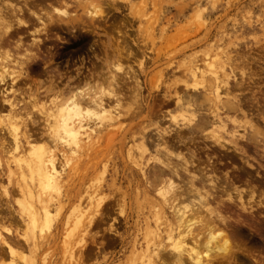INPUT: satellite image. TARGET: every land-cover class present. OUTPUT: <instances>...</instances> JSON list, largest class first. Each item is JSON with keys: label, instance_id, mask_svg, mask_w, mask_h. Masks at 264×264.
I'll list each match as a JSON object with an SVG mask.
<instances>
[{"label": "rangeland", "instance_id": "374dc122", "mask_svg": "<svg viewBox=\"0 0 264 264\" xmlns=\"http://www.w3.org/2000/svg\"><path fill=\"white\" fill-rule=\"evenodd\" d=\"M6 1L0 0L1 14L11 15L17 5L28 26L36 24L22 33L20 47L12 45L14 39L7 41L0 26V71L5 69L7 74V91L1 100L11 99L16 106L10 110L0 101V264H175L178 227L168 200L184 187L202 195V199L189 198L183 190L181 201L189 203L187 215L195 217L188 223L194 230L186 237L192 241L186 239L184 249L195 247L213 263L217 254L207 251L216 242H210L208 227L199 226L207 219L217 220L219 209L230 215L225 233L233 231L231 241L241 246L230 264H244L240 254L245 255L244 250L254 254L256 242L245 241L240 222L246 218L262 222L264 217L255 213V204L250 214L240 207L242 193L236 186L224 188L226 182L219 178L215 163L197 164L199 147L195 146L241 151L240 143L248 139L264 147L259 142H264V0ZM166 6H176L180 16L190 14L185 20L166 17ZM30 8L49 17L47 30L36 32L43 25L27 20ZM49 44L56 46L55 53ZM78 57L86 60L82 67L77 66L80 61L69 64ZM209 61L212 68L207 66ZM195 69L208 78L206 88H196L191 74ZM209 72L220 76L219 89ZM78 88L88 96L99 95L113 114H105V121L84 117L89 129L96 125L91 128L102 131L90 143L82 138L85 152L80 159L64 146H56V163H70L58 182L59 190L45 198L54 204L50 221L34 226L24 208L31 202L29 194L19 191L23 172L37 183L28 170L29 150H25L49 146L42 111L64 104ZM9 129H18L21 150H14ZM212 133L222 138L225 147L216 143ZM9 146L12 157L7 154ZM178 151L195 164L188 173L180 169V178L174 177L176 186L160 194L158 188L173 176L162 163L183 164ZM209 164L215 169H209ZM251 197L247 201L253 202ZM220 224L215 231L223 230ZM7 244L15 249V256L7 252ZM217 251L218 256L229 257V250Z\"/></svg>", "mask_w": 264, "mask_h": 264}, {"label": "bare ground", "instance_id": "6f19581e", "mask_svg": "<svg viewBox=\"0 0 264 264\" xmlns=\"http://www.w3.org/2000/svg\"><path fill=\"white\" fill-rule=\"evenodd\" d=\"M2 1V0H1ZM8 1V0H7ZM6 1V2H7ZM22 2V1H21ZM4 3V2H3ZM25 4H27V1L25 2ZM24 4V5H25ZM35 4V3H34ZM36 5V4H35ZM9 6V4H8ZM7 6V7H8ZM16 6V7H15ZM14 8L12 9V13L9 16H6L4 14L0 13V26H3V33L6 35V39H8L7 41H11L9 39H14V41L12 43L13 46L15 45L16 47H20L23 43H22V33H25L26 31H28V29H30L31 27L35 28L36 23H31L29 26L27 24L28 21H25L24 18H22V16H20L19 12H22L23 9L22 7H17V5H15ZM39 6V5H36ZM11 7V6H9ZM29 10V9H28ZM30 17L27 20L32 21L31 19H35L36 22H39L40 25L42 24V26H40V28L38 27V29L36 28V32H40V31H45V27L46 26V22L45 20H49V17L46 16V18H44L45 16H41L42 14H40L39 12H37L36 10H31L30 8ZM40 11V10H39ZM63 11V10H62ZM4 12V10H3ZM50 12V11H49ZM90 12V10H89ZM95 11H92L90 13H93ZM19 13V14H18ZM95 14V13H94ZM32 25V26H31ZM49 28V27H48ZM41 29V30H39ZM47 30V29H46ZM34 31V30H33ZM32 32V30H31ZM35 33V32H34ZM48 33V32H47ZM32 34V33H31ZM17 37V38H16ZM35 37V36H34ZM5 39V40H6ZM18 39V40H17ZM32 41H36L39 40L38 37L32 38ZM4 42V39H3ZM38 42V41H37ZM34 43V42H32ZM40 43V42H39ZM1 44V43H0ZM10 45V43H8ZM6 46V45H5ZM11 46V45H10ZM38 46V45H37ZM36 46V47H37ZM32 47H35L32 45ZM38 48V47H37ZM17 49V48H16ZM27 52V51H26ZM19 53V52H18ZM36 55V56H35ZM34 56L37 57V54H35ZM32 56V55H30ZM7 57V56H6ZM23 58V57H22ZM30 58V57H29ZM38 58V57H37ZM7 60L10 59L9 57L6 58ZM28 58H26L25 60H27ZM34 59V58H33ZM208 59V58H207ZM24 60H22L23 62ZM14 62V61H13ZM21 62V63H22ZM36 62V61H35ZM213 62V61H212ZM28 64V63H27ZM26 64V65H27ZM34 64V63H33ZM13 65V64H12ZM208 67L212 68L213 67V63H211V61L208 62L207 64ZM21 67V66H20ZM27 69V68H26ZM32 69V68H31ZM200 69V68H199ZM22 71V70H21ZM31 71V70H30ZM217 72V71H216ZM219 72V70H218ZM5 69H3L2 71H0V85L3 86L0 87V101L3 102L2 103H7L9 105L10 110L15 109V104L13 101L10 100H5L2 99V96L6 94L7 88L5 87L7 85V74L5 75ZM191 74L193 76V78L195 79L196 82V88H206V84H208V78L204 75V73H200L198 72L197 69L192 70ZM210 75H212V78L215 80V82L218 84V89L220 87V83L221 81L219 80L220 76H217L215 72H209ZM9 75V74H8ZM252 76V74H251ZM11 77V76H9ZM201 79V81L197 82V79ZM16 79V78H15ZM224 82V81H223ZM204 83V85H203ZM193 85V84H192ZM209 89V88H208ZM216 89V88H215ZM226 89V88H225ZM227 92V91H226ZM225 92V95H227ZM60 93V92H59ZM229 94V93H228ZM2 95V96H1ZM60 95V94H59ZM50 96V95H49ZM48 97V96H46ZM51 97V96H50ZM56 97V96H55ZM54 97V98H55ZM61 96H59L58 98L60 99ZM219 98V97H217ZM50 99V98H49ZM57 99V98H56ZM51 102V100H49ZM57 101V100H56ZM41 102V101H40ZM53 102V99H52ZM48 103V102H46ZM105 103V102H104ZM103 100L99 98V95H95V96H88L83 90H80V88H78L76 91L72 92V94L69 96V98L66 99V101L64 102V104H59V105H55L54 108H50V109H41L42 114L44 115L43 119L45 121L46 124V131L48 133L47 135V141L49 138V146H40V147H31L30 149L26 147L27 150H25L26 152H28V161H27V167L28 170L30 172L31 175H33V177L36 179V185L34 184V181H30L33 180L32 176L29 178V176L23 172L22 175V183L24 184L23 186L21 185L20 187V192L23 193L24 191H26V193L29 194V197L31 200L30 203H27L28 205L25 204L26 210H27V216H29L30 220L32 221L34 226H38L39 223L42 222H49L50 221V214H49V209L51 206H53L54 204L51 202V198H48L47 200H45L46 197L51 195V192L53 191H58L59 190V185L58 182L60 180H62V177L64 175V172L66 171V167L67 165L70 163V160H68L67 162H64L63 165H61V163H56V154L54 152V149L56 148V146L61 145L64 146L66 149H69L70 152H72V154L77 155V157L80 159L81 157L84 156V147L82 144V138L84 137L85 142L86 143H90L93 136L94 135H99V132L102 130H98L97 128H91L93 126L87 127L85 122H84V117H91L93 116L94 118H101V120H103V117L105 114H113L112 110L109 109V105L108 108L104 105ZM6 104V105H7ZM53 104V103H52ZM41 105V104H40ZM37 106V105H36ZM35 106V107H36ZM44 106V105H43ZM53 106V105H52ZM111 106V105H110ZM40 107V106H39ZM46 107V106H45ZM8 109V108H7ZM9 112V111H8ZM11 112V111H10ZM39 112V110L37 111ZM41 113V112H39ZM115 113V112H114ZM21 114V113H20ZM35 114V113H34ZM41 114V116H42ZM18 115V114H17ZM24 115V114H23ZM40 115V114H39ZM115 115V114H114ZM21 116V115H20ZM111 116V115H110ZM109 116V117H110ZM189 116V115H188ZM108 117V118H109ZM112 117V116H111ZM18 118V116H17ZM106 118V117H104ZM107 118V119H108ZM14 119V116L13 118ZM16 119V116H15ZM14 119V121H16ZM112 119V118H111ZM110 120V119H109ZM21 123L23 122L22 120H20ZM99 121V120H98ZM105 121V119L103 120ZM96 123V121H94ZM241 122V121H240ZM11 123V122H10ZM100 123V121H99ZM189 123V122H188ZM89 124V122H88ZM87 124V125H88ZM98 125V122L96 123ZM101 124V123H100ZM102 124L104 125L105 123L102 122ZM101 124V125H102ZM214 124V123H213ZM10 125V124H9ZM3 126V125H2ZM19 127V124L17 125ZM96 126V125H95ZM94 126V127H95ZM107 126V123H106ZM9 127V126H8ZM98 127V126H97ZM6 128V127H5ZM8 129V128H7ZM100 129V127H99ZM90 130V131H89ZM176 131V130H175ZM23 133V130L21 131ZM8 133L11 136V140H12V145L14 150H21L22 149V142H21V138L18 132V129H9ZM101 133V132H100ZM168 133V132H167ZM210 133V132H209ZM208 133V134H209ZM214 133V132H213ZM212 133V134H213ZM211 136V135H210ZM4 137V136H3ZM214 138V140L216 141V143H218V145H220V147H225V145L222 144L221 139H219L220 136H218L217 133L213 134L212 136ZM98 138V137H97ZM5 141V140H4ZM2 142V141H1ZM25 143V142H24ZM41 143V141H40ZM87 146V145H85ZM229 147V146H228ZM86 148V147H85ZM9 150L10 152H8L7 154L11 153V157L13 156L12 153V148L6 149ZM164 150V149H163ZM178 150V149H177ZM165 151V150H164ZM175 151V150H174ZM166 152V151H165ZM179 152V151H178ZM177 153V152H176ZM179 157L182 159L183 164L181 163H177V164H173L171 162H163L162 166L165 167L166 169H168L173 175V176H168L164 182L162 183V185L158 188V192L160 194H162L163 190H168L170 191V189L174 188L176 186V182L174 180L177 179L178 177L180 178V175L182 173H180V169H183L184 172H190V167L194 166L195 162L194 160L189 161V159H186L184 157V155L180 154L179 152ZM176 155V156H178ZM20 156V155H19ZM18 156V157H19ZM58 156V155H57ZM60 156V155H59ZM62 156V155H61ZM165 156V155H164ZM209 156V155H208ZM23 158V157H22ZM20 160H22L21 158H19ZM70 159V158H69ZM161 161V160H160ZM210 161V160H209ZM162 162V161H161ZM9 163V162H8ZM60 164V165H58ZM180 164L182 168H180L178 165ZM213 164V162H212ZM20 165V164H19ZM178 165V166H177ZM201 166V165H200ZM207 166V165H206ZM212 165H210L211 167ZM215 166V165H213ZM212 166V167H213ZM250 166V165H249ZM9 171H11L10 173L13 172L12 168L9 166ZM7 167V168H8ZM216 167V166H215ZM22 168V167H21ZM214 168V167H213ZM258 168V167H257ZM208 169V168H207ZM215 169V168H214ZM226 169V168H225ZM183 172V171H182ZM201 172V171H200ZM199 172V173H200ZM203 172V170H202ZM217 172V171H216ZM215 172V173H216ZM201 174V173H200ZM191 175V174H189ZM206 175V174H205ZM177 177V178H176ZM188 177V176H187ZM191 177V176H190ZM208 177V175H207ZM189 178V177H188ZM187 179V178H186ZM190 179V178H189ZM178 180V179H177ZM200 180V179H199ZM209 180H211L209 178ZM208 180V182H209ZM182 181V180H181ZM214 181V180H211ZM231 182V181H230ZM247 182V180H246ZM220 183V182H219ZM210 184V183H209ZM16 185V184H15ZM185 185V184H184ZM188 186V185H186ZM37 187V188H36ZM189 187V186H188ZM253 187V186H252ZM35 188L37 189V192H35ZM185 188V187H184ZM183 190H185V194L187 197L189 198H193V197H198L199 199H202V195L199 193V191H197V189H191L189 188V192L187 191L188 189L185 188ZM231 188V187H230ZM236 189V187H234ZM166 190V191H167ZM175 190V189H173ZM183 190H176L174 193V196H172L171 200L169 201V204L171 205V208L173 209V214L176 218V225H177V237L175 239V242L177 243L176 245V253L173 254L174 255V260L176 261L175 264H224L222 261V258H226L229 262V264L231 263V257H233L235 255V251L237 249H240L239 247V243H236L237 241L234 239V241L232 242L230 237L232 238V235L235 237V234L232 232H230L231 236H229L230 234H226L225 230L226 229V225L229 226V223L227 221V219L229 218L228 215H224L222 212L224 211H220L219 209L216 210V219L219 221L217 222V220H215V217L213 220L211 219H207L206 222L205 220H202L201 222H205L207 224H202L199 227H208L209 228V235H210V242H216V246L214 248H210L208 249L207 253L209 251H212L211 253H215L216 257H214V261L213 263H211L210 258L204 259L201 254L199 253V251H197L195 249V247H192L191 249H184L185 245V240L187 239V235L190 234L191 231H193L194 229H192V227H194L193 225H190L188 223L191 222L192 218H195L194 215H187V210L186 208L189 206L188 202H184L181 201V196L184 193ZM250 190V189H249ZM252 190V189H251ZM262 190V189H261ZM172 191V190H171ZM226 191V190H225ZM188 192V193H187ZM234 192V191H232ZM254 191L252 190V193ZM262 192V191H261ZM165 193V192H164ZM167 194V193H166ZM22 195V194H21ZM58 195V194H57ZM56 195V197H57ZM263 195V194H262ZM218 196V195H217ZM220 197V196H219ZM237 197V196H236ZM261 197V195H260ZM28 198V197H27ZM58 198V197H57ZM242 197L239 198L240 202L239 205L240 207L247 211L249 214L252 211V208L254 207L253 202L247 201L246 203H244L241 200ZM252 198V197H251ZM20 199V198H19ZM34 199H37L34 201ZM243 199V198H242ZM24 201V199H22ZM21 200V202H22ZM198 200V199H197ZM237 200V199H236ZM259 200V201H258ZM257 202L260 203L261 199H258ZM20 201V200H18ZM186 201V200H185ZM194 201V200H193ZM200 201V200H199ZM235 201V200H233ZM183 202V203H182ZM190 202V199H189ZM192 202V201H191ZM195 202V201H194ZM36 203H38V205H36ZM188 203V206H186ZM204 203V202H203ZM226 203V202H225ZM191 204V203H190ZM229 203H227V206ZM234 204V203H233ZM94 205V204H93ZM182 208H181V206ZM201 205V202H200ZM224 205V204H223ZM232 205V204H230ZM236 205V203H235ZM259 205V204H258ZM264 205V204H263ZM191 206V205H190ZM192 208V207H191ZM228 208V207H226ZM23 209V208H22ZM194 209V208H193ZM196 210V208H195ZM231 210V209H230ZM242 210V211H243ZM78 211V210H77ZM215 211V210H214ZM229 211V210H228ZM235 213V211H232ZM241 212V211H240ZM87 213V212H86ZM80 214V213H79ZM201 214V213H200ZM241 214V213H240ZM246 214V213H245ZM82 215V214H81ZM87 215V214H86ZM208 215V214H207ZM247 215V214H246ZM256 215V214H255ZM196 216V215H195ZM199 216V215H198ZM228 216V217H227ZM238 216H240L238 214ZM245 216V215H244ZM85 217V216H84ZM202 217V216H201ZM243 217V214L242 216ZM233 218V217H232ZM238 220V217H236ZM253 218V217H252ZM258 218V217H257ZM243 219V218H242ZM81 218L78 217L77 218V224H80L81 222ZM199 220V218H198ZM210 220V221H209ZM216 221V222H215ZM235 221V220H234ZM196 222V221H194ZM243 222V221H242ZM246 224L253 226L255 222L251 221L249 218L247 220L244 221ZM220 223H223V225H221ZM235 223V222H234ZM237 223V222H236ZM239 223V222H238ZM43 224V223H42ZM212 224V225H211ZM216 224V225H215ZM217 224H220L219 226L222 227V231H215L216 227H218ZM226 224V225H224ZM231 224V223H230ZM256 224V223H255ZM41 225V224H40ZM244 225V224H243ZM227 226V227H228ZM233 226V225H231ZM239 226V225H238ZM237 226V227H238ZM249 226V227H250ZM261 226V225H260ZM40 227V226H39ZM45 227V226H44ZM43 227V228H44ZM236 227V226H235ZM242 229L243 227L240 226ZM254 227V226H253ZM258 227V225H257ZM42 228V229H43ZM200 228V229H202ZM220 228V227H219ZM230 229V227H228ZM247 228V227H246ZM236 229V228H235ZM255 229V228H254ZM239 230V228H238ZM256 230V229H255ZM231 231V230H230ZM237 231V230H236ZM257 231V230H256ZM217 232V233H216ZM242 232V230H241ZM46 233V232H45ZM206 233V231H205ZM1 233H0V244L2 241V237H1ZM208 235V234H207ZM172 236V235H171ZM192 239V238H190ZM190 239L188 240L189 242ZM219 239L222 240V242H220L221 244L219 245ZM65 242L67 241V238L64 240ZM208 242V241H207ZM36 244V243H35ZM193 244V243H192ZM191 244V245H192ZM198 244V243H197ZM208 244V243H207ZM8 245V244H7ZM34 245V244H33ZM190 245V244H189ZM195 245V243L193 244ZM199 245V244H198ZM209 245V244H208ZM211 245V244H210ZM187 246V245H186ZM8 250L9 253L13 256H15L16 251L15 249L11 246L8 245ZM189 247V246H188ZM238 247V248H236ZM208 248V246H207ZM216 248V250H214ZM218 248L223 249V250H229V257H222V256H218ZM170 249V248H169ZM199 249V248H198ZM253 249V248H252ZM68 250V249H67ZM207 250V249H206ZM239 251V250H238ZM236 251V252H238ZM174 252V250H173ZM243 252H246V257H247V262H244V264H264V256L263 253L260 255L262 256H257L255 254H252V251L250 250H244ZM71 253H72V249H71ZM74 253V251H73ZM227 253V252H226ZM238 254V253H237ZM240 254V253H239ZM208 254H206L207 256ZM210 256V255H209ZM207 256V257H209ZM227 256V255H226ZM236 258V257H235ZM212 259V258H211ZM221 259V260H219ZM171 260V259H170ZM173 260V261H174ZM238 261V260H237ZM43 262V261H42ZM239 262V261H238ZM236 263V262H235Z\"/></svg>", "mask_w": 264, "mask_h": 264}, {"label": "flooded vegetation", "instance_id": "af4514ba", "mask_svg": "<svg viewBox=\"0 0 264 264\" xmlns=\"http://www.w3.org/2000/svg\"><path fill=\"white\" fill-rule=\"evenodd\" d=\"M62 31L67 33V31L64 29ZM52 33L57 32L53 31ZM55 39L56 37L54 36L50 37L49 40L53 41ZM60 41L66 42V40ZM48 46L54 49L55 53L56 46L54 44H49ZM59 47L65 48L64 45H60ZM65 59L67 60L68 58ZM76 61H80V64H77V66L82 67V62H85L86 60L84 59L82 61V57H78V59L72 61L73 63L69 64H74V62ZM69 64L64 63V66H67ZM73 68L75 69L76 67ZM259 142L260 144H264L262 140H259ZM195 147H199L196 152L194 148H192V150L196 154H199V156H196L198 159L197 164H199L200 162L205 164V162H208L209 160L210 164L212 162L215 163L216 170L221 173L218 175L219 178H222L221 180L226 182L222 184L224 188H232L236 186L239 192L242 193L244 201L249 200L252 195V190L254 191V197L252 198L253 203L256 202L254 211L255 213H257L258 217H264V147H261L259 143L257 144L256 142H249L248 139H243V142L240 143V147H244V150L241 151H236L231 147L229 149L213 148L214 146H212L211 148L209 146L201 145ZM191 155L195 156L194 153H191ZM208 168L211 169V167L209 166ZM258 199H261L260 203L257 202ZM255 223H253L254 227L246 224L245 222H240V225H242L244 231L246 232L244 233L246 236V238L244 236L245 241L249 242L251 240L256 242L254 248V250L256 251L254 254L257 256H262L260 255V253H263L264 256V220H262V222L257 221ZM239 260L240 263H243L247 262L248 259L244 254H240Z\"/></svg>", "mask_w": 264, "mask_h": 264}, {"label": "crops", "instance_id": "0c3cea01", "mask_svg": "<svg viewBox=\"0 0 264 264\" xmlns=\"http://www.w3.org/2000/svg\"><path fill=\"white\" fill-rule=\"evenodd\" d=\"M164 8H166V10H167V12L165 11V16L166 17L167 16H174L176 19L179 18V19L185 20V18H187L189 16V14H190V13H186L185 15L180 16L179 10H178V8L176 6H170V7L166 6ZM168 8H170V9L168 10ZM147 62H150V61L147 60Z\"/></svg>", "mask_w": 264, "mask_h": 264}]
</instances>
